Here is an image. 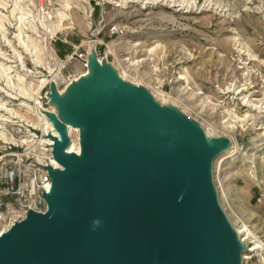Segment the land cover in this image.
<instances>
[{"label": "rangeland", "instance_id": "374dc122", "mask_svg": "<svg viewBox=\"0 0 264 264\" xmlns=\"http://www.w3.org/2000/svg\"><path fill=\"white\" fill-rule=\"evenodd\" d=\"M94 60L204 139L230 140L212 159L216 199L256 236L239 235L241 264H264V0H0V166L49 156L53 88L87 91Z\"/></svg>", "mask_w": 264, "mask_h": 264}, {"label": "water", "instance_id": "95a60500", "mask_svg": "<svg viewBox=\"0 0 264 264\" xmlns=\"http://www.w3.org/2000/svg\"><path fill=\"white\" fill-rule=\"evenodd\" d=\"M95 75L94 94L77 93L84 107L53 88L62 135L53 154L65 171L46 168L53 192L64 196L45 193L47 214L31 210L0 237V264H241L243 244L211 176L212 159L229 140L203 139L194 123L108 68ZM66 123L90 129L91 161L64 153Z\"/></svg>", "mask_w": 264, "mask_h": 264}, {"label": "built area", "instance_id": "2783aa9c", "mask_svg": "<svg viewBox=\"0 0 264 264\" xmlns=\"http://www.w3.org/2000/svg\"><path fill=\"white\" fill-rule=\"evenodd\" d=\"M49 156L28 167L22 158L15 164L0 166V232L11 228L18 220H24L29 211L44 210L47 201L44 194L52 186V178L46 168L62 167L54 157L53 149L47 148Z\"/></svg>", "mask_w": 264, "mask_h": 264}, {"label": "bare ground", "instance_id": "6f19581e", "mask_svg": "<svg viewBox=\"0 0 264 264\" xmlns=\"http://www.w3.org/2000/svg\"><path fill=\"white\" fill-rule=\"evenodd\" d=\"M194 6H196V4L195 5H193V6H191V10H190V12H192V11H194ZM186 7H190L189 5L187 6H184V7H182V9L181 10H183V8L185 9ZM102 62H96L95 60L94 61H92V64H91V67H90V74H92L91 75V85H90V88L87 90V92H89V93H91V94H94V91H95V77H96V75H95V73H96V71H97V69H99V70H103L104 68H101L100 66H99V64L101 65V66H103L102 64H101ZM244 90H245V88L241 91V93L242 92H244ZM64 101L67 103V104H79V105H81L82 107H84L85 106V102H84V99H82L80 96H75L72 100H67V99H64ZM248 106V105H247ZM207 111V110H206ZM218 111V110H217ZM261 112H263V111H261ZM216 113V112H215ZM210 114L211 116H213V117H217L218 115H219V112H217L216 114ZM221 113V112H220ZM237 113L239 114L240 113V111L238 110L237 111ZM229 114V113H228ZM252 118V117H251ZM254 118V117H253ZM257 119V118H256ZM182 120V119H181ZM252 120V119H251ZM183 121V120H182ZM248 123V122H247ZM70 127L68 128V129H66V132H65V136L69 139V145L66 147V149H65V151H64V153L65 154H67V155H69V156H73V157H76V158H79V159H82V160H87V161H91L92 160V157H93V154H92V145H93V138H92V134H91V131H90V129L89 128H87L86 126H84V125H79V126H77V125H73V124H70L69 125ZM71 127L72 128H76L78 131H81L82 133H83V135H84V143H81V144H79L78 146H75V145H73V143H72V141L70 140V136H71V133H72V129H71ZM222 129H223V131L226 133V134H231L232 132H233V130L232 129H230V128H223V127H221ZM56 131H57V133L55 134V138H57V139H59V140H62L61 138H62V135H61V133H60V131H58L57 129H56ZM229 138H230V136H229ZM52 139H54V138H52ZM204 139V138H203ZM230 141V140H229ZM49 144H52V143H49ZM57 161V160H56ZM58 162V161H57ZM59 163V162H58ZM55 169H56V171H58V172H60V173H62L63 171H65V168L62 166V167H60V166H58V165H56V167H55ZM57 186H59V187H61V185L59 184V183H57ZM53 184H52V186L50 187V190H47L46 191V193H47V195L50 197V199H63V196H64V193H63V191H56V193H54L53 191ZM51 210V205H50V202L47 200V204H46V207H45V209H44V211L43 210H41V211H43V212H39L38 210L36 211V212H38L39 214H47L49 211ZM17 222H20V220H18V221H16V223ZM16 223H14L15 225H16ZM13 228H14V225L13 226H11V228H9V229H7V230H4V231H1L0 232V237H2V236H4V235H6V234H9V233H11L12 232V230H13ZM233 229V231H234V233L236 234V235H240V234H242L243 236H244V241H247V242H252V239H255L256 238V236L254 235V233L248 228V226L247 225H242L241 227H237V228H232ZM236 229V230H235ZM240 239V238H239ZM242 240V241H243ZM258 242V240L257 241H254V243H257ZM259 247L258 246H254V248H250V251H255V250H257ZM244 258H246V257H244Z\"/></svg>", "mask_w": 264, "mask_h": 264}]
</instances>
